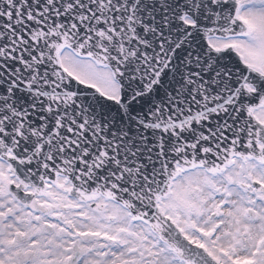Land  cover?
Masks as SVG:
<instances>
[{"label":"snow or ice","instance_id":"obj_1","mask_svg":"<svg viewBox=\"0 0 264 264\" xmlns=\"http://www.w3.org/2000/svg\"><path fill=\"white\" fill-rule=\"evenodd\" d=\"M0 264H264V0H0Z\"/></svg>","mask_w":264,"mask_h":264}]
</instances>
